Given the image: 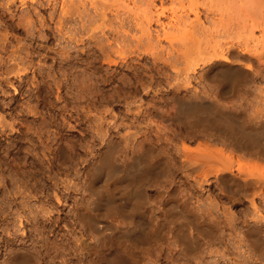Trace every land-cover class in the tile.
Wrapping results in <instances>:
<instances>
[{
  "label": "bare ground",
  "instance_id": "6f19581e",
  "mask_svg": "<svg viewBox=\"0 0 264 264\" xmlns=\"http://www.w3.org/2000/svg\"><path fill=\"white\" fill-rule=\"evenodd\" d=\"M157 1L130 0L133 5L125 3L122 14L119 5L118 21L107 25L114 32L113 51L118 56L149 52L154 56L153 63L161 65L154 66L156 69L150 73L154 74L152 78H166V83H142L140 89L162 99L159 105L149 107L146 124L150 129H146L154 131L156 140L164 144L155 147L148 132L134 130L135 127L122 138L102 133L100 152L92 155L95 167L84 166L87 171L81 177L78 170L79 179H63L60 191L64 193L59 191L62 196L55 187L52 191L58 204L63 200L70 203V215L81 230L77 248L85 251L82 261H264V0H171L177 6L170 8H165L164 2L158 7ZM71 2L73 7L75 0ZM72 7L64 3L62 12H72ZM106 9L96 8L104 27ZM194 80H198L196 84ZM137 86L133 89L139 90ZM140 100L137 101L141 103ZM135 107L132 108L141 111V105ZM15 131L19 133L21 129ZM55 144L56 160L64 165L73 148L64 139ZM168 144L173 153H169L170 149L168 152ZM117 156L124 163L116 164ZM10 160L9 151L0 157L7 169ZM59 170L64 172L61 167ZM179 174L189 181L192 178L189 185L196 191L186 192ZM31 189V195L21 192L15 197L18 231L24 236L18 237V246L7 241V264L49 261L43 249L36 258L31 247L29 250L26 246L32 241L46 248V228L55 226L59 217L42 200L31 206L29 199L37 197L33 192L41 188ZM205 189L208 195L203 198ZM215 190L220 194L215 195ZM159 201H163L161 207ZM5 215L8 219L9 213ZM116 215L121 217L118 222L113 220Z\"/></svg>",
  "mask_w": 264,
  "mask_h": 264
},
{
  "label": "rangeland",
  "instance_id": "374dc122",
  "mask_svg": "<svg viewBox=\"0 0 264 264\" xmlns=\"http://www.w3.org/2000/svg\"><path fill=\"white\" fill-rule=\"evenodd\" d=\"M67 1L0 0V157L4 152L9 151L11 159L9 169L0 163V264H7V241L11 246H18V237L24 236L22 231H18L19 224L15 215L19 207L15 197L21 192L31 195V187L41 188V191L33 192L37 197H29L32 204L30 205L34 206L38 204L37 200H42L49 211L59 217L56 227L46 228L48 244L46 248L38 244L33 245L32 241L24 244L29 245L26 246L29 250L31 247L30 252L36 258H40V249L44 250L49 261L40 259L37 264H94L93 261H82L85 251L77 248V238L81 230L70 215V203L69 201L64 203L62 199L63 201H59L58 204L52 189L55 187L59 195L60 190L63 189H60L61 183L67 177L69 180L76 177L79 179L78 176L81 177V174L87 171L85 170L87 165L89 169L95 167L96 158L92 162L94 160L92 155L100 152L99 137L102 133L108 132L111 136L118 138H122L121 135L123 136L127 130L129 132L131 129L147 133L150 129L146 124L149 118L148 110L151 106L162 102V99L159 101L153 93L146 95L140 89L142 83L143 86L154 81L166 83V78L157 76L152 78L153 73L150 72H154L157 66V68L161 67L157 64L158 62L153 63L154 56L149 52L140 51V54L135 52L127 57H120L113 51L114 32L108 25H114L118 21L116 8L119 5V14H122L124 4L129 2L132 6V2L130 0H75L73 7L76 5L74 8L78 10V7L80 10L75 11L72 0ZM62 2L70 4L72 12L63 13L61 6L64 3ZM163 2L165 8L177 6L171 0H158V7ZM102 7L107 8L108 16L104 18L105 24H108L106 27L100 23V17L96 12V8ZM27 15H31L32 19ZM106 56H110L111 60L105 59ZM113 60L115 63L112 62ZM194 81L196 84L198 80ZM135 85L141 86H137V89L141 91L133 89ZM138 94L141 95L138 96ZM133 95L140 97L142 102ZM134 103L136 107L141 105L140 112L138 108L137 110L132 108L135 107ZM16 128H20L21 131L16 133ZM152 132L149 130L148 134L154 146L159 148L164 141H157L154 131ZM142 133L139 136L140 139L144 135ZM58 139L66 140L71 149L73 148L70 153L72 156L67 158L64 165L57 162L54 153ZM171 147V144L170 146L168 144V149L166 148L168 152L170 149L169 153H173ZM129 153L128 157L132 158L133 153ZM131 158L128 159L131 160ZM114 161L116 164L124 163V159L119 156ZM59 167L64 169L63 173ZM65 168L69 171H65ZM78 170L81 172L77 173L79 175L76 174ZM181 175L179 174V177ZM185 178L186 176L182 175L179 180L183 181L185 189L187 187L186 192L188 190L190 192L194 189L189 185L192 178L190 181L189 178ZM7 179L8 183H6ZM55 182L59 188L53 184ZM192 183L193 180L190 184ZM205 191L206 189L202 193L203 198L208 195ZM216 192L219 191L215 190V195ZM61 193L59 197L62 196ZM194 200L193 202H196ZM162 202L159 201L157 204L161 207ZM101 203V206H105V202ZM151 203L155 202L150 201ZM7 213H9L8 219L5 218ZM113 220L118 222L121 217L113 216ZM51 229L56 231L52 232ZM92 240L96 243L95 239L92 238ZM66 258L68 261L65 260ZM250 262L264 264V261ZM183 263V259L179 258V264ZM132 264L135 262L132 261Z\"/></svg>",
  "mask_w": 264,
  "mask_h": 264
}]
</instances>
